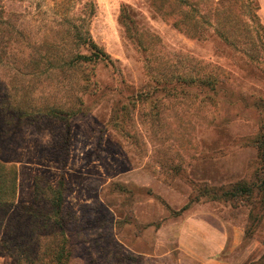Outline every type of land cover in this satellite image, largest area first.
<instances>
[{
	"label": "rangeland",
	"instance_id": "rangeland-1",
	"mask_svg": "<svg viewBox=\"0 0 264 264\" xmlns=\"http://www.w3.org/2000/svg\"><path fill=\"white\" fill-rule=\"evenodd\" d=\"M86 1L0 0V13L38 42ZM95 2L91 34L112 61L90 80L0 64V160L17 166V205L33 203L37 176L65 182L69 264H264V0L225 34L200 12L190 34L176 28L168 14L190 9L175 0ZM54 103L77 113L46 118ZM239 182L252 193H229ZM18 224L10 236L28 239Z\"/></svg>",
	"mask_w": 264,
	"mask_h": 264
},
{
	"label": "trees",
	"instance_id": "trees-1",
	"mask_svg": "<svg viewBox=\"0 0 264 264\" xmlns=\"http://www.w3.org/2000/svg\"><path fill=\"white\" fill-rule=\"evenodd\" d=\"M175 1L189 6L190 9V11L183 10L182 13H179L180 16L175 12L168 14L174 19L173 25L186 34L192 32L190 31L193 23L191 20L196 12L203 13L204 18L214 16L216 23L221 26L224 30L223 34H225L226 29L232 31L240 27L247 28L248 23L243 16L248 12L251 13L252 10L260 9L257 0H246V2L196 0L193 5L189 4L188 0ZM256 2L257 4H254ZM201 7L204 9L203 11H201ZM97 10L95 0H87L82 10L76 14L47 23L46 30H44L45 35L38 42L33 41L30 32L26 33L20 27H16L3 13H0V64L9 61L10 58L14 65L15 63L17 65L14 68L16 74L24 72L25 75L28 72H33L48 77L56 73L65 78L78 74L83 75L84 80H90V75H86L88 67L94 70L98 64H109L112 61L110 55L97 44L91 34L90 25ZM254 15L255 19L257 17L256 23L260 30H264V25L257 13ZM120 23L125 28H129L133 24L130 16L126 14L125 8L121 11ZM13 44H23V47L20 49L15 47L12 51L10 49ZM259 47L264 49L262 40ZM207 81L211 80L207 78ZM207 81L203 80L202 83L207 84ZM54 105L56 104L48 105L39 111L49 119H64L68 115L77 113L74 110L71 112V109L70 112H67L62 107ZM8 111L12 114L14 112L21 113L20 111L12 112L9 109ZM119 112L117 113L119 114ZM31 114L27 112L25 114L27 116L24 117ZM22 117L21 114L19 119L21 120ZM64 183H55L45 176H37L34 183L35 198L33 203L20 207L16 202L17 166L14 163L0 160V234H5L0 240V251L3 250L2 252L16 258L17 264L70 263L74 251L68 232V228L72 225V216L64 211L66 202ZM262 185L260 188L264 189V182ZM229 193L251 194L252 189L248 184L239 182L233 186ZM186 209L187 206L183 207L180 212ZM19 219L30 223L32 227V234L28 239L18 238L16 240L10 236L15 229L18 232H22L24 229L18 224Z\"/></svg>",
	"mask_w": 264,
	"mask_h": 264
},
{
	"label": "crops",
	"instance_id": "crops-1",
	"mask_svg": "<svg viewBox=\"0 0 264 264\" xmlns=\"http://www.w3.org/2000/svg\"><path fill=\"white\" fill-rule=\"evenodd\" d=\"M261 1H263V0H261ZM201 243H204V244H205L206 246H208L209 248L211 247L210 242H209L207 239L201 241ZM201 243H198V242H197V245L194 246V251H195V253H199V251H200L201 249H203L204 246H203Z\"/></svg>",
	"mask_w": 264,
	"mask_h": 264
}]
</instances>
